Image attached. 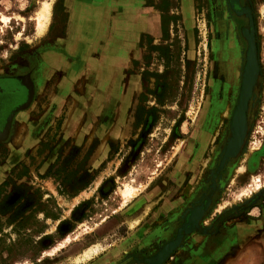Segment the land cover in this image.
<instances>
[{"label": "rangeland", "instance_id": "1", "mask_svg": "<svg viewBox=\"0 0 264 264\" xmlns=\"http://www.w3.org/2000/svg\"><path fill=\"white\" fill-rule=\"evenodd\" d=\"M234 2L249 14L228 0H0V74L32 68L36 87L0 140V264H152L174 240L160 264H264V0Z\"/></svg>", "mask_w": 264, "mask_h": 264}, {"label": "bare ground", "instance_id": "2", "mask_svg": "<svg viewBox=\"0 0 264 264\" xmlns=\"http://www.w3.org/2000/svg\"><path fill=\"white\" fill-rule=\"evenodd\" d=\"M228 1L230 3L231 7L236 12L249 14V11L247 9H245V11H240V9L236 7L237 5L234 4L235 5V7H234V5L232 4V2H234V1H232V0H228ZM230 1H232V2H230ZM49 8H50L49 5L46 3L40 8V10H39V12L37 14V22H38L39 29L45 28L46 21L49 18L48 17ZM3 20L4 21H8V19H6V18H3ZM248 31L249 30H245L246 33H249ZM252 37H253V35H252ZM252 42H253V46L255 48L254 38H252ZM251 51L252 50L250 48L248 64H247V61H246V64L244 66L245 73L243 72L244 73V75H243L244 79H243V82H241V88L242 89H241V92H240V95H241L240 102L238 101L239 105L237 104V106H238V107H236L237 110H235L236 112L234 111L235 112L234 113L235 116H234V120H233L234 121L233 127H234L235 142H234V144L231 147L232 150H234L235 148H237L240 145L241 140L244 138L243 135L246 134L244 125L246 124L245 118H246L247 102H248L249 97L251 96L252 88H253L256 72H257V62H256L257 55H256V59H255L254 50L252 52ZM255 51H256V49H255ZM231 128H232V121H231ZM224 209H226V205H224L223 203H220L218 206H215V210H214V212L212 214L221 213ZM198 215H199V211L198 210L193 211L190 214V216L188 215L189 216V221L192 223L193 221L196 220ZM186 219H188V218H186ZM178 242L179 241H172L170 243H167L165 245V247L163 248V250H161L157 255L153 256L150 259L152 264H160L163 260H165L172 253V251L178 246Z\"/></svg>", "mask_w": 264, "mask_h": 264}, {"label": "flooded vegetation", "instance_id": "3", "mask_svg": "<svg viewBox=\"0 0 264 264\" xmlns=\"http://www.w3.org/2000/svg\"><path fill=\"white\" fill-rule=\"evenodd\" d=\"M251 50H252V48H251ZM246 60H247V56H246ZM245 64H246V61H245ZM245 64H244V66H245ZM33 71L34 70L31 68L27 72L21 73V74H12V75L0 74V137H4L6 135V132L9 130V135L6 139L9 138V136L11 134V130L13 129L14 118L17 116L18 113L25 111V109L30 107V105L32 104L33 96H35V88H36L35 87V80L33 77ZM243 72H244V68H243ZM258 76H259V73H258ZM258 76H257V79H258ZM231 79H233V78H231ZM243 79H244V76H243ZM257 79H256V81H257ZM241 80H242V78H241ZM25 83L26 84L29 83L31 85L32 97L30 100H29V94H28L29 91L25 87ZM240 88H241V85H240ZM254 88H255V86H254ZM252 91H253V88H252ZM239 94H240V91H239ZM240 97H241V95H240ZM250 100H249V102H250ZM238 101L240 102L239 95H238ZM26 102L29 103L28 106L25 107L24 109L20 110L19 107ZM248 105H249V103H248ZM236 107H237V105H236ZM236 107H235V109H236ZM235 109H234V111H235ZM248 110H249V106H248ZM248 110H247L246 118H245L246 124L244 125L246 133H247L246 128L248 127L247 124H248V119H249V118H247ZM234 111H233V114L231 117V121H232V118L234 115ZM233 120H234V118H233ZM233 124H234V121H232V128H233V133H234ZM232 128H231V130H232ZM245 137H246V134H245ZM234 142H235V137L233 138L231 144L229 145V149H230V147H232ZM236 149L237 148H235L234 150H236ZM231 150H232V148H231ZM225 155H226V151H225ZM195 209H197V208H194L192 211H194ZM199 209L202 212V209L201 208H199ZM174 241H176V240H174Z\"/></svg>", "mask_w": 264, "mask_h": 264}, {"label": "crops", "instance_id": "4", "mask_svg": "<svg viewBox=\"0 0 264 264\" xmlns=\"http://www.w3.org/2000/svg\"><path fill=\"white\" fill-rule=\"evenodd\" d=\"M73 1L69 2L72 3ZM77 11L71 6V12H70V17H69V22L67 24V31H66V45L70 46V45H75L77 43V37H76V29H78V21H77ZM82 33H86L83 32L81 30Z\"/></svg>", "mask_w": 264, "mask_h": 264}, {"label": "water", "instance_id": "5", "mask_svg": "<svg viewBox=\"0 0 264 264\" xmlns=\"http://www.w3.org/2000/svg\"><path fill=\"white\" fill-rule=\"evenodd\" d=\"M255 49H256V44H255ZM256 55H257V50H256ZM25 87L27 88V90L29 91V100L31 99V97H32V90H31V85L29 84V83H25ZM28 102H26V103H24V104H22L20 107H19V109L21 110V109H24L25 107H27L28 106ZM8 135H9V130L6 132V135L4 136V137H0V140L2 141V140H5L7 137H8ZM232 156V155H231Z\"/></svg>", "mask_w": 264, "mask_h": 264}]
</instances>
